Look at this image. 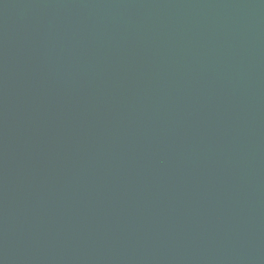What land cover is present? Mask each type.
<instances>
[{"label":"water","instance_id":"95a60500","mask_svg":"<svg viewBox=\"0 0 264 264\" xmlns=\"http://www.w3.org/2000/svg\"><path fill=\"white\" fill-rule=\"evenodd\" d=\"M0 264H264V0H0Z\"/></svg>","mask_w":264,"mask_h":264}]
</instances>
